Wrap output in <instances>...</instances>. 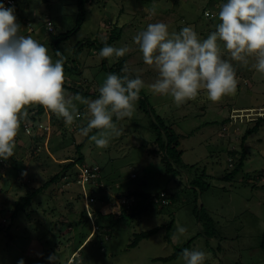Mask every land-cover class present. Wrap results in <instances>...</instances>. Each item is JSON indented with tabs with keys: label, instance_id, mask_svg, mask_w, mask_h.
Returning a JSON list of instances; mask_svg holds the SVG:
<instances>
[{
	"label": "rangeland",
	"instance_id": "1",
	"mask_svg": "<svg viewBox=\"0 0 264 264\" xmlns=\"http://www.w3.org/2000/svg\"><path fill=\"white\" fill-rule=\"evenodd\" d=\"M12 6L15 14L20 15L17 20L21 26L20 34L30 35L43 43L53 61L57 60L52 42L58 33L75 27L80 13L78 0H16ZM205 9L215 13L205 17ZM152 10H155L154 15ZM218 10L219 7H212L204 0H84L80 28L68 39L60 40L57 48L71 66L76 61L74 47L78 42L88 39L96 42L80 49L77 56V63L82 68L80 74L64 69L63 84L68 86L65 92L69 95L79 93L89 100L98 97L94 95L98 94L109 74L100 66L99 42L119 32L120 37L109 45L126 46L128 52L120 58H107L108 65L117 59H125L126 66L143 79L145 87L142 90L151 105L148 110L146 103L141 105L138 100L130 118L117 120L113 117L120 135L113 133L106 148H98L88 138L80 150L84 154V163L99 164L104 174L117 181L118 185L112 188L117 193L139 189L151 195L167 192L174 195V199L169 205H156L131 219L105 223L101 221L103 217L98 216L100 222L111 225L109 238L105 240L103 236L90 234L80 247L79 233L88 234L95 228L93 208L96 206H90L92 204H87V200L86 205L82 199L73 200L70 193L63 196L50 194L52 188L59 192L65 184L60 187L52 184L45 192L34 196L31 204L20 210L13 220L10 219L11 210L20 196L43 185L58 172V161L77 156L75 144L84 140L80 128L87 123V107L77 102L81 118L71 125L64 123L61 131L59 125H55L53 131L47 133L48 141L45 143V138H41L37 147L22 130V137H15L13 156L0 162V264H18L20 259L24 264H50L48 257L53 254L57 255V264H183L181 255L169 262L154 258L169 256L190 241V249L210 253L205 264H264V248L261 247L264 234V122L242 142V136L253 122L259 117L264 118V73L233 62L236 70L241 72L240 77L237 76L239 88L235 95L212 102L201 92L195 100L177 106L171 97L151 93L148 85L154 81L157 72L154 66L144 64L133 40L147 24L154 22L167 23L170 31L190 26L206 38L219 22ZM46 15L54 24L53 33L47 31L43 22ZM25 19L30 21L33 32L24 25ZM221 52L226 54L223 55L225 59H230L222 45ZM50 113L44 114L41 125L47 123ZM157 117L166 125L164 131L171 127L183 136L177 146L182 155L172 161V173H166L157 157L148 154L154 149V139L159 134V129L150 126V120L157 124ZM164 131L160 130L162 136ZM36 135H42V131L37 130ZM242 147L246 151L242 169L235 176L226 178L231 170L229 151L240 154ZM203 170L207 174L204 182L210 186L200 194L191 185V180ZM65 182L66 185L70 183L69 180ZM81 185L82 189L87 187ZM98 194L103 195L102 191ZM201 205L214 220L211 224L197 221L193 209L196 206L199 209ZM85 209L89 210L87 216L92 229L89 223L75 224ZM100 211L118 213L119 201L102 205ZM207 225L208 228L213 225L215 233L211 236L200 232ZM157 226L161 228L156 234L127 249L134 233ZM180 227L185 229L183 233L178 231Z\"/></svg>",
	"mask_w": 264,
	"mask_h": 264
},
{
	"label": "clouds",
	"instance_id": "2",
	"mask_svg": "<svg viewBox=\"0 0 264 264\" xmlns=\"http://www.w3.org/2000/svg\"><path fill=\"white\" fill-rule=\"evenodd\" d=\"M217 18L215 30L206 38L190 26L170 31L165 22L149 23L133 37L144 64L154 66L157 72L148 85L153 95L171 97L177 106L195 100L201 92L218 102L237 91L233 62L264 73V0H224ZM20 28L15 7L0 2V160L13 156L21 118L27 115L26 106L32 104L42 105L67 125L80 115L77 102L86 105L87 123L80 133L98 148H106L113 133L120 135L113 117L130 118L135 111V102L145 87L141 76L109 73L97 98L69 95L63 87L64 61H53L48 48L30 35H21ZM221 45L230 59L222 57ZM127 52L126 46L115 47L105 41L99 56L120 58ZM121 71L127 73L128 69ZM93 129L98 133L89 136ZM228 159L232 168L234 158ZM209 257L204 250L185 248L181 258L183 264H205ZM48 260L57 264V255Z\"/></svg>",
	"mask_w": 264,
	"mask_h": 264
},
{
	"label": "trees",
	"instance_id": "3",
	"mask_svg": "<svg viewBox=\"0 0 264 264\" xmlns=\"http://www.w3.org/2000/svg\"><path fill=\"white\" fill-rule=\"evenodd\" d=\"M45 2H48L50 0H43ZM206 1V3H208V5L216 6L217 8L220 7V5L224 2V0H204ZM0 2H3L4 5L6 7L8 6H12L16 0H7V2L0 0ZM79 3V8H80V13L78 15V19L76 20V25L73 29H70L68 31H64L61 33H58L55 36L54 42H52V46L55 52V55L58 57V59H62L64 61V69L66 71H71L72 73L75 74H80L82 71V68L80 67V63L78 61V54L80 53V49L84 46V45H91L94 44L96 41L95 40H86V42H78L75 47H74V53H75V62L72 63L71 66L68 65V63L66 62L65 59L62 58L61 53L59 52L57 45L59 43L60 40H66L68 39V37L72 34L75 33L81 26V21L83 20V3L84 0H78ZM219 11V10H218ZM215 12L212 10L210 11L209 9H205L203 10V15L205 17H212L213 14ZM18 20V16H20L19 14H15ZM45 27L47 28V31L50 33H53L55 30L54 24L52 22V19L50 16H45L44 20H43ZM24 25L28 27L30 32H33L34 30L30 27V21L28 19L24 20ZM49 25H51V27L49 28ZM120 37V33L117 32L114 35H110L109 38H104L103 40H101L99 42V50L104 46V42L106 41L107 44H109L110 42L114 41V39H118ZM223 55H226L225 53ZM222 55V57L224 58V56ZM237 65V64H236ZM101 69L103 70H107L108 73H117L120 75H129L131 77H135L136 75L132 72V70L126 66V60L125 59H117L116 62H114L111 65H108L107 62V58H102L101 57ZM125 67H127L128 72L124 73L121 70L124 69ZM237 76L240 77V71L236 70ZM252 76V75H251ZM240 79V78H239ZM250 79L253 80V77H251ZM64 89H66L68 86L66 84H63ZM70 88H72L71 86H69ZM239 88V86H237V89ZM86 95H89V93L85 92ZM94 95V94H93ZM98 94H95L94 96H98ZM141 102V105L143 103H146V105L148 106V110H151V105L149 104L148 101V97L145 96L143 90L140 91L139 93V99ZM137 100V101H138ZM34 107V108H33ZM26 109H29L27 111V115L21 118V122H20V128L18 130L17 133V138L22 137L21 135V131L23 130V134L27 135L30 137L31 142L33 143V145L35 147H37L38 145H40V139L41 138H45V143L46 141H48V136L47 133H51L53 131V127L55 125H59L60 127V131L63 129L62 126H64V120L62 118H59L55 113L51 112L50 110L46 109L45 107H43L42 105L39 104H32V105H28L26 106ZM145 112H147V108H144ZM50 113V118L49 121H47L46 124H49L50 126V130L49 131H44L42 128H40V124H41V120L44 116V114H49ZM31 112V113H30ZM48 112V113H47ZM80 115L78 118L82 117V113L79 111ZM46 115V116H47ZM157 120H159V122L154 123L153 120H150V126H154L155 128L159 129V134L158 137H156L154 139V149H152L151 151L149 150L148 154L151 155L154 154L155 157H157V159L159 160V162H161L162 165L165 166V172L166 173H172V171L174 170V167L172 166V161L175 158H180V156L182 155V151L177 149V146L179 144V140L183 137L180 136L179 134H176V132L171 128H169V131H164L166 125L161 121L160 117H157ZM261 122H264V118L263 117H259L257 118L254 122L253 125L251 127H249L246 130V133H244V135L242 136V142L252 133L258 131L259 129V125L261 124ZM223 125L225 123L222 122ZM45 124V125H46ZM86 123H84L81 127L85 126ZM31 128L30 131H27V128ZM80 128V127H79ZM38 131H42V135H36ZM160 130L164 131V136H162V134L160 133ZM93 131H98L96 129H93ZM90 132V133H92ZM89 133V134H90ZM20 134V135H19ZM88 140V137H85L84 140L81 143H77L75 144L77 147V156L76 157H72V158H67L65 160H62L61 162L58 161V164L60 165V170L56 173H54L52 176H50V178H48V180L43 184L38 186L37 188H35L34 190H32L30 193H26V195L24 196H20V198L15 202L13 209L11 210L10 213V219H14L17 215V213L22 210L25 209L28 205L31 204L32 199L34 198V196H36L38 193L40 192H45V190H47V188L49 186H51L52 184H55L56 187L60 185H64L62 187V189H60V191L58 192L56 188H52V190L50 191V194L52 196L56 195H65V194H72V199H82L85 202L86 205V200H87V204L91 203L92 205L90 206H96L95 208H93V213L95 214L94 216V220H95V228L94 230L87 234L86 232H80L79 233V247L83 246L85 244V242L87 241L86 239L90 236H103L102 239H108L109 238V229L111 227V225H105V223L108 221L109 223H111L113 220H121L124 218H134L140 214L146 213L147 211H149L150 209H152L153 207H156V205H169L171 204L172 200L174 199V195L172 194H168L167 192L163 193V192H158L156 194H149L147 192H143L141 190H130V191H124V192H120L117 193L115 192L112 188L113 186H117L118 183L116 180H114V178H111V176H107L106 174H104V172H102V168L99 164H94V165H87L86 163H84V154L80 151L81 147L83 146V144L86 143V141ZM44 144V143H43ZM37 145V146H36ZM156 152V153H155ZM229 157H232L234 159H236V161L234 160V165L231 168V170L226 174V178H231L233 176H235L243 167L244 165V160H245V156H246V151L245 148L242 147V149L240 150V154L238 152H235L234 150L229 151ZM0 162H2L0 160ZM87 165V166H97L98 169V176L96 178V183H89L86 182V188L82 189V185L80 183H78V176L80 173L79 170V166L80 165ZM133 177H135L136 175L133 174ZM207 177V174L205 172V170H203L202 172H200L199 174H197L191 181V185H193V188L195 189V191H199L200 194H202L203 191H205L206 189L209 188L210 184L205 181L204 182V178ZM69 180L70 183L66 182ZM119 182V181H118ZM75 185H77L78 187H76ZM197 189V190H196ZM98 191H102L103 195H99ZM194 191V193H195ZM110 193V194H109ZM161 193L163 195H161ZM121 199H124L123 201H121ZM155 199H158V201H156ZM164 199L165 202L163 203L161 200ZM114 201H119V212H101L100 211V207L104 204H107L109 202H114ZM70 205V204H68ZM199 206V205H198ZM86 207V206H85ZM89 211V210H88ZM88 211L85 209L79 216L78 218V222H76L75 224H80V223H89L90 228L92 229V223L90 220V217L87 216L88 215ZM194 213H195V217L197 219L198 222H202V224L205 223H212L214 220L212 219L211 215L208 213V211H206L205 207L203 205H201L198 209V207H194L193 209ZM1 215V212H0ZM29 215V214H28ZM85 216V217H84ZM99 216V218L103 217L101 219L102 222H105L104 224L102 222L99 221V219H97ZM1 217V216H0ZM107 222V223H108ZM10 225V224H9ZM213 225H211L210 228H208L207 226H204L205 229L204 230H200V232L203 234H205L206 236H211L215 233L214 229L212 228ZM7 228H9L10 226H6ZM161 226H157L148 230H144L141 232H137L133 234V237L131 239V241L129 242V244L127 245V249L129 248H133L136 247L138 245V243L143 240V239H148L151 236H153L154 234H156L158 232V230H160ZM214 232V233H213ZM203 234V235H204ZM86 235V236H85ZM192 241H190L189 243L185 244L182 248H177L175 250V252H173L171 255L166 256V257H157L154 258V260H160L163 262H169L172 260H175L176 258H178L180 255L182 256V250L185 248L190 249V244ZM262 248H264V234H262ZM103 250V248H101Z\"/></svg>",
	"mask_w": 264,
	"mask_h": 264
},
{
	"label": "built area",
	"instance_id": "4",
	"mask_svg": "<svg viewBox=\"0 0 264 264\" xmlns=\"http://www.w3.org/2000/svg\"><path fill=\"white\" fill-rule=\"evenodd\" d=\"M3 1L7 2V0H3ZM39 126L44 131H49L50 130L49 124H46V125H41L40 124ZM27 131H30V128H27ZM78 168L80 170V173H79V176H78V180H77L78 183H80V184H86V182H89V183L92 182L93 184L96 183V178L98 176V169H99L97 166L91 167V166H87V165L83 164V165H80ZM155 200L158 201V199H155ZM161 201L163 203L165 202L164 199H162Z\"/></svg>",
	"mask_w": 264,
	"mask_h": 264
}]
</instances>
